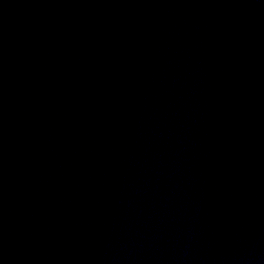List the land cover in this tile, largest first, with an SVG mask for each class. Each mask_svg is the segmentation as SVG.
<instances>
[{"label":"water","instance_id":"95a60500","mask_svg":"<svg viewBox=\"0 0 264 264\" xmlns=\"http://www.w3.org/2000/svg\"><path fill=\"white\" fill-rule=\"evenodd\" d=\"M0 264H264V0H0Z\"/></svg>","mask_w":264,"mask_h":264}]
</instances>
